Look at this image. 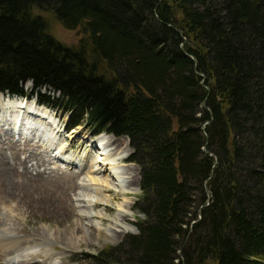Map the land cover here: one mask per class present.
I'll return each instance as SVG.
<instances>
[{
  "label": "trees",
  "instance_id": "obj_1",
  "mask_svg": "<svg viewBox=\"0 0 264 264\" xmlns=\"http://www.w3.org/2000/svg\"><path fill=\"white\" fill-rule=\"evenodd\" d=\"M0 94L129 138L144 217L90 264H264V0H0Z\"/></svg>",
  "mask_w": 264,
  "mask_h": 264
},
{
  "label": "bare ground",
  "instance_id": "obj_2",
  "mask_svg": "<svg viewBox=\"0 0 264 264\" xmlns=\"http://www.w3.org/2000/svg\"><path fill=\"white\" fill-rule=\"evenodd\" d=\"M6 116L11 118L8 125L11 129L8 133L4 128H0V205L12 207L11 204H15L17 210L25 208L34 214L44 212L53 218L58 217L63 221L69 220L76 215V212L73 198L68 189L77 187V175L60 173V170L49 174L40 171L33 174L29 169L30 163L40 169L46 162L50 163L53 160L51 156L52 145L50 144L52 141H49L52 139L50 134L44 133L41 127L50 124L52 127L51 135L56 136V128L59 126L55 120L57 116L53 114L52 110L37 107L34 102H25L18 98L0 95V117ZM6 124L8 123L6 122ZM19 124H21V129L24 128L31 134L30 137L16 134ZM32 135H34L33 139H31ZM118 141L115 137L107 134L99 136L95 141H88L91 147L89 155L92 156V153L96 152L94 162L91 168H88V172L94 181H98V178L105 180L103 182L107 188L101 187V190L110 192L112 185H115L116 182V188H121L119 193L131 195L133 194L129 192L131 187L135 186L136 192L139 190L137 187L139 178L138 174L133 177L130 173L122 171L124 167L122 165L130 151L127 145L125 150L116 146ZM42 147L44 150H41ZM99 147L102 149H98ZM44 155L51 157L45 160ZM65 162L69 167L75 165L73 159L70 158L66 159ZM113 188L115 189V187ZM98 202L97 200L96 204ZM109 202L110 200H107V203ZM131 205L130 203L128 207L130 208ZM10 211L13 214L14 209L10 208ZM5 215L0 216V264H29L32 257H37L39 254L51 259L58 254L55 248L57 244L64 248H72L77 245V239L74 238L75 230L69 228L63 231L58 230L56 237L59 241H55L53 235L43 229L31 237V239L33 238L31 240L33 247L37 248L33 254H16L17 251L15 250L21 244H29L30 241L18 236L19 230L16 224L8 218L9 216ZM79 232L83 233L84 236H89L92 242H98L101 235L106 234L104 230L99 229L98 225L84 226L81 224V227L77 229V233ZM54 264L63 263L55 262Z\"/></svg>",
  "mask_w": 264,
  "mask_h": 264
},
{
  "label": "rangeland",
  "instance_id": "obj_3",
  "mask_svg": "<svg viewBox=\"0 0 264 264\" xmlns=\"http://www.w3.org/2000/svg\"><path fill=\"white\" fill-rule=\"evenodd\" d=\"M38 13L47 19L51 34L63 44L71 47H79L82 41L88 38V34L84 28L67 30L52 13ZM30 87L31 85H28V88ZM42 92L45 93V90H42ZM55 113H59L57 114L58 117L55 118L56 123H59V126L56 128V136L53 137L51 135L52 127L50 124L41 127L44 130V133L50 134L52 139L49 141H52L50 144L52 145L51 156L53 160L50 163L46 162V164L41 166L40 169L38 166L34 167V165L30 163L29 169L33 174H37L39 171L49 174L60 170V173L77 175V187H70L71 190L70 188L68 189V192L71 194L74 201L76 215L69 218L67 221H63L58 217L53 218L44 212L41 214H34L25 208H19L17 210V205L15 204H11L12 207H10V205L7 207L0 205V214L2 216H4V214H6L7 217L9 216L8 218L16 224V227L19 230L18 236L30 241L29 244H21L17 250H15L17 251L16 254H33L35 250H37V248H34L31 243V240H33L31 237H33L39 230L42 231L45 229L47 232L51 233L55 241H59L56 237L58 230L63 231L67 228L75 230L76 233L74 238L77 239V245L72 248H64L60 244H57L55 248L57 249L56 253L58 254L54 257L47 259L43 254H39L37 257H32L29 264H54L55 262L63 264H90V255L97 253L103 248L117 246L126 236L138 233L135 223L139 218L144 217L134 210L135 203L141 195V170L137 164L129 162L133 152L129 141L124 138L115 137L116 140H119L118 143H116V146L123 150H125L124 148H126V145L128 146L130 153L126 158L125 163L122 165L124 166L122 171L124 173H130L133 177L138 174L139 181L137 187L139 190L136 192L135 190L137 188L133 186L129 191L133 194L124 195L122 192L119 193L121 188H116V182L115 185H112V190L110 192L101 190V187L107 188L106 184L103 182L105 180L103 178H98V181H94V178H92L88 172V168H91L96 155V152L92 153V156L89 155L91 147L89 146L88 141H95L98 137H92L91 131L84 126H79L71 132H67L65 127L69 115L63 113L61 110H58V112ZM55 113L53 112V114ZM1 119L3 120L1 121ZM10 120L11 118L9 116L0 117V128H4L8 133H10L11 129L8 126ZM6 122L8 124L5 125ZM30 136L31 134L28 132L27 137ZM33 137L34 135H32L31 139H33ZM124 140H127L126 142H128V144H126ZM98 149L101 150L102 147H99ZM41 150H44V148L42 147ZM51 156L44 155V158L46 157L45 160H48ZM69 158L73 159L75 162L74 166L69 167L65 162V160ZM130 181H133V179H130ZM113 187H115V189ZM97 200L99 201L98 204H96ZM107 200H110V202L107 203ZM91 202L93 203L91 204ZM130 203L132 205L129 208L128 205ZM4 208H6L7 211L3 210ZM10 208L14 209L13 214H11ZM102 220H104V222H102ZM81 224L84 226L98 225L99 229L104 230L106 234H102L98 242H92L89 236H84L81 232L77 233V229L81 227Z\"/></svg>",
  "mask_w": 264,
  "mask_h": 264
},
{
  "label": "water",
  "instance_id": "obj_4",
  "mask_svg": "<svg viewBox=\"0 0 264 264\" xmlns=\"http://www.w3.org/2000/svg\"><path fill=\"white\" fill-rule=\"evenodd\" d=\"M124 138L128 139V137L124 136ZM129 140V139H128Z\"/></svg>",
  "mask_w": 264,
  "mask_h": 264
}]
</instances>
